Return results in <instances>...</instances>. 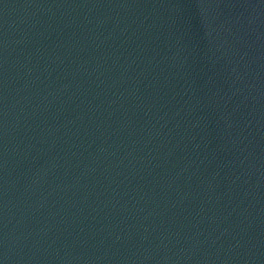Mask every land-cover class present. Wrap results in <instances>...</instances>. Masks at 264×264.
Returning a JSON list of instances; mask_svg holds the SVG:
<instances>
[{"label": "water", "instance_id": "obj_1", "mask_svg": "<svg viewBox=\"0 0 264 264\" xmlns=\"http://www.w3.org/2000/svg\"><path fill=\"white\" fill-rule=\"evenodd\" d=\"M0 264H264V0H0Z\"/></svg>", "mask_w": 264, "mask_h": 264}]
</instances>
